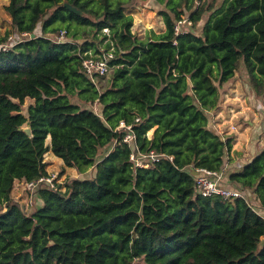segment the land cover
<instances>
[{"label":"trees","instance_id":"16d2710c","mask_svg":"<svg viewBox=\"0 0 264 264\" xmlns=\"http://www.w3.org/2000/svg\"><path fill=\"white\" fill-rule=\"evenodd\" d=\"M132 1L4 6L11 29L0 43L21 38L0 50V264H264V130L262 146L233 165V136L210 116L241 71L264 118V0H151L164 29L145 39L125 13ZM111 48L107 80L92 81L83 61ZM48 151L93 173L38 185L28 213L13 186L47 178ZM150 151L161 158L140 157ZM198 169L241 197L199 195Z\"/></svg>","mask_w":264,"mask_h":264},{"label":"rangeland","instance_id":"374dc122","mask_svg":"<svg viewBox=\"0 0 264 264\" xmlns=\"http://www.w3.org/2000/svg\"><path fill=\"white\" fill-rule=\"evenodd\" d=\"M203 1L208 3L211 0ZM8 2L9 0H0V38L7 30L11 29L10 18L4 11V6L7 5ZM220 3L221 0H218L217 4L219 5ZM160 8L161 7L159 5L151 0H133L126 6V15H130L132 17L131 30L138 38L145 39L149 36L150 31H153L154 34H158L164 29L162 19L158 15ZM208 15L209 12L203 16L202 21L200 22L201 25L207 19ZM190 24L186 25L189 26ZM201 25L197 26L199 27ZM187 28L188 27H185L183 29ZM195 30H197L196 32L199 33L200 27L198 29L195 28ZM36 33H39V31L37 30ZM16 36L17 34L10 35L9 38L12 39L9 41L7 39L5 42H3V44L6 42L14 44V42H16ZM112 51L113 49L111 48L108 52L112 53ZM240 73L241 71H237L234 79L224 83L219 88L221 103L210 116L212 125L217 132L221 133L225 137L229 135L233 136L232 149L235 146L240 145V149L245 151L242 153L247 155L249 151L247 142L251 130V126L247 122L249 120L253 121L254 117L256 115L258 116V112L260 110L257 109V107H254L255 100L252 97L246 98L244 96V94H247L246 91L248 88L242 85V79L239 77ZM106 78H108V75L104 78L105 81L107 80ZM28 103L30 102L27 101L25 107L28 105ZM235 106H237L236 109H233ZM88 107L92 108V110L96 113L98 112V105L94 104ZM242 110L246 111V113L243 114ZM229 115L233 116L230 118ZM261 120V118L260 120L257 119L260 129ZM232 121L234 125H232ZM45 143L49 144V137H47ZM44 162L46 163V171L49 175V183L51 186L58 185V187H62L68 180L75 178H89L93 173L92 169H89L83 174H79L74 169L65 168L62 161L54 157L50 151L44 155ZM46 184H48V182L46 183L44 179L39 181V187L45 186ZM11 196L13 200L21 204L24 210H26L28 213L33 212L39 206V200L36 197V194H34L33 191H29L25 183L15 181Z\"/></svg>","mask_w":264,"mask_h":264},{"label":"built area","instance_id":"2783aa9c","mask_svg":"<svg viewBox=\"0 0 264 264\" xmlns=\"http://www.w3.org/2000/svg\"><path fill=\"white\" fill-rule=\"evenodd\" d=\"M190 24V22L186 19L182 21H178L174 24V29L176 32H180L181 29H183L182 25ZM26 34H22L21 36H25ZM21 38V37H20ZM19 38V40H20ZM12 38H8V41ZM19 40H17L14 43H17ZM12 46L11 43H0V50L1 51H7ZM113 55L112 53H106L103 55H95L90 56L89 58L85 59L82 63V69L84 73L93 81L95 76H107L110 73V67H109V61L112 59ZM118 129H126L129 131V133L125 136V140L130 139V132H131V126L126 125L124 122H120ZM162 155L157 154L153 151H150L148 154H143L140 157L149 159L151 162L158 161L159 158H161ZM133 157V156H132ZM135 161V166L137 167H143L141 162H139L137 159L133 158ZM197 172L199 175L195 178V189L197 193L201 196L208 197L210 195H220L224 198H238L241 197V194L235 190H228L219 185L220 182V176L217 175V173L208 171L205 169H198ZM43 180V179H42ZM41 180V181H42ZM44 181L49 185L51 188L55 189V186L50 185V179L49 177L44 178ZM29 191H33L36 189V187L39 185L38 182L34 183H25Z\"/></svg>","mask_w":264,"mask_h":264},{"label":"crops","instance_id":"0c3cea01","mask_svg":"<svg viewBox=\"0 0 264 264\" xmlns=\"http://www.w3.org/2000/svg\"><path fill=\"white\" fill-rule=\"evenodd\" d=\"M247 94H244V96L246 98H251L250 95H248V90L246 91ZM242 100V99H241ZM237 105V103H236ZM237 106H235L233 109H236ZM255 107V105H254ZM243 111V114L246 113V111L242 110ZM233 115H229V117L231 118ZM244 116V115H243ZM260 118L262 119L261 120V129H260V126H258V122H257V119L260 120ZM250 126H251V130H250V134H249V139H248V142H247V145H248V154H243L242 152H245L243 151L242 149H240V145L239 146H235L233 149H232V152L236 155L234 157L233 153H231V158L234 160V163L233 165H242L244 163H246L250 158L251 156H253V148L256 146L258 148H260L262 146V142H261V135L263 133V130H264V118L262 116V114L260 112H258V116L256 115L254 117V120L253 121H248L247 122ZM232 125L233 124V121H232ZM255 145V146H253Z\"/></svg>","mask_w":264,"mask_h":264},{"label":"water","instance_id":"95a60500","mask_svg":"<svg viewBox=\"0 0 264 264\" xmlns=\"http://www.w3.org/2000/svg\"><path fill=\"white\" fill-rule=\"evenodd\" d=\"M65 7H67L71 12L75 13V14H78V15H81L80 12H78L75 8L71 7L70 5L68 4H64ZM34 36L31 35V38H33ZM23 131L28 135L30 136L31 135V132H30V128L29 127H26L25 129H23ZM263 243V241H261V244Z\"/></svg>","mask_w":264,"mask_h":264}]
</instances>
